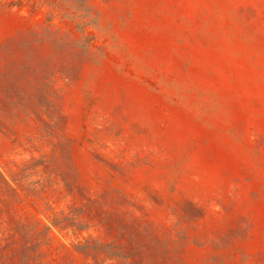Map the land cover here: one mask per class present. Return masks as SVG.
<instances>
[{
    "label": "rangeland",
    "instance_id": "1",
    "mask_svg": "<svg viewBox=\"0 0 264 264\" xmlns=\"http://www.w3.org/2000/svg\"><path fill=\"white\" fill-rule=\"evenodd\" d=\"M0 264H264V0H0Z\"/></svg>",
    "mask_w": 264,
    "mask_h": 264
}]
</instances>
